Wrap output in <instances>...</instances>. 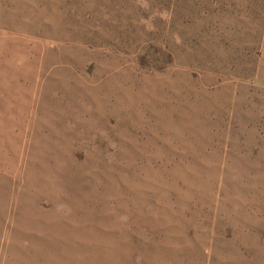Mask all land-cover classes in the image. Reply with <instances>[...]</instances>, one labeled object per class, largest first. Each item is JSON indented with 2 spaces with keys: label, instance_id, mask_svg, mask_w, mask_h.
Segmentation results:
<instances>
[{
  "label": "rangeland",
  "instance_id": "1",
  "mask_svg": "<svg viewBox=\"0 0 264 264\" xmlns=\"http://www.w3.org/2000/svg\"><path fill=\"white\" fill-rule=\"evenodd\" d=\"M0 264H264V0H0Z\"/></svg>",
  "mask_w": 264,
  "mask_h": 264
}]
</instances>
